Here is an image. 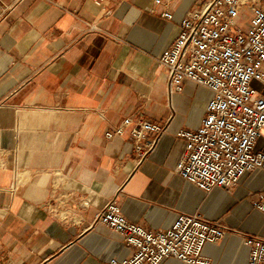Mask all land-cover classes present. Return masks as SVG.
Listing matches in <instances>:
<instances>
[{
    "label": "crops",
    "instance_id": "obj_1",
    "mask_svg": "<svg viewBox=\"0 0 264 264\" xmlns=\"http://www.w3.org/2000/svg\"><path fill=\"white\" fill-rule=\"evenodd\" d=\"M157 1L0 0V264L131 258L133 247L94 224L115 196L127 220L152 231L181 213L220 221L225 236L203 248L212 264H247L246 236L264 238L251 204L264 168L231 193H207L177 172L186 147L177 134L199 128L212 92L187 79L169 95L159 57L206 0ZM126 117L166 128L143 159L130 128L106 138Z\"/></svg>",
    "mask_w": 264,
    "mask_h": 264
},
{
    "label": "built area",
    "instance_id": "obj_2",
    "mask_svg": "<svg viewBox=\"0 0 264 264\" xmlns=\"http://www.w3.org/2000/svg\"><path fill=\"white\" fill-rule=\"evenodd\" d=\"M164 16L172 17L169 11ZM87 25L89 31L98 29ZM159 64L168 70L169 95L182 91L187 79L212 92L199 128L177 134L186 141L177 167L185 181L207 193L216 188L231 193L245 175L264 168V151L257 149L264 138V0L249 5L244 0H206L194 7L179 23ZM129 128L141 159L166 130L126 117L106 138ZM251 204L264 214V190L254 194ZM94 224L106 226L135 249L131 258H112L109 264H161L170 257L212 264L203 248L221 241L227 230L196 212L181 213L171 227L152 231L127 220L116 196L96 214ZM245 243L250 248L247 264H264V238L247 235Z\"/></svg>",
    "mask_w": 264,
    "mask_h": 264
}]
</instances>
